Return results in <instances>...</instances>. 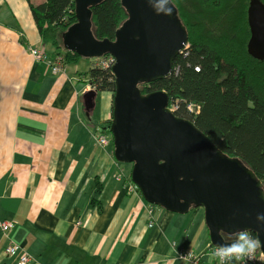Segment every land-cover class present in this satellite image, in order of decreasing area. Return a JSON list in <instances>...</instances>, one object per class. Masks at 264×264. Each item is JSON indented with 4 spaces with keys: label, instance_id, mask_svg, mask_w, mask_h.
Returning <instances> with one entry per match:
<instances>
[{
    "label": "crops",
    "instance_id": "1",
    "mask_svg": "<svg viewBox=\"0 0 264 264\" xmlns=\"http://www.w3.org/2000/svg\"><path fill=\"white\" fill-rule=\"evenodd\" d=\"M30 48L50 56L27 1L0 0V222L16 223L8 237L0 232V264H18L5 253L9 239L30 264H188L181 250L219 264L199 210L148 204L118 179L112 145L96 146L113 95L98 93L87 116L83 74L94 61L55 73Z\"/></svg>",
    "mask_w": 264,
    "mask_h": 264
},
{
    "label": "water",
    "instance_id": "2",
    "mask_svg": "<svg viewBox=\"0 0 264 264\" xmlns=\"http://www.w3.org/2000/svg\"><path fill=\"white\" fill-rule=\"evenodd\" d=\"M75 1L77 23L63 33V46L83 59L115 58L109 131L117 162L133 164L132 184L148 204L171 213L185 215L202 208L210 248L224 243L220 229L228 233L248 229L261 241L264 257V226L256 220L264 213L262 182L238 159L222 155L193 122L175 116L166 91L144 95L139 88L171 77L175 58L189 48L175 7L169 0H121L128 18L110 41L98 40L93 32L91 7L104 0ZM169 8L171 14H165ZM248 25V54L264 61L260 0L249 3ZM97 94L91 90L83 95L87 116Z\"/></svg>",
    "mask_w": 264,
    "mask_h": 264
},
{
    "label": "trees",
    "instance_id": "3",
    "mask_svg": "<svg viewBox=\"0 0 264 264\" xmlns=\"http://www.w3.org/2000/svg\"><path fill=\"white\" fill-rule=\"evenodd\" d=\"M26 1L50 56L44 48L36 49L45 50L52 66L77 65L83 58L66 51L62 41L63 33L77 23L76 1ZM169 1L187 30L189 48L175 58L171 77L139 88L144 95L166 91L175 116L193 122L222 155L250 169L264 191V61L247 51L251 0ZM91 10L95 37L114 41L128 18L121 0H104ZM83 78L99 93L115 92L110 69L93 65ZM111 123L112 118L101 129L111 137L108 146L114 153ZM131 170L122 177L126 183H131Z\"/></svg>",
    "mask_w": 264,
    "mask_h": 264
},
{
    "label": "built area",
    "instance_id": "4",
    "mask_svg": "<svg viewBox=\"0 0 264 264\" xmlns=\"http://www.w3.org/2000/svg\"><path fill=\"white\" fill-rule=\"evenodd\" d=\"M29 53L37 61L46 62L49 65H51V67L53 68V71L55 73L60 72V71L63 70V68H62L60 63L56 64L54 62L53 66H52V62L49 61L48 55H47V53L45 52L44 49L30 48L29 49ZM114 64H115V58L113 56H111V55H109L107 58H105L104 61H100L98 64L96 62V66L97 67L104 68V69L110 68L111 66L113 67ZM94 139H95L96 146L99 147V148H105L110 143L109 136L104 134L102 129H100V128H98L95 131ZM123 176H124V171L120 170L119 175H118V179L122 180ZM129 187L133 191H137L138 190L137 187L135 185H133V184H130ZM15 227H16V223L15 222H9V221L0 222L1 235L4 236V237H8L7 235ZM252 236L254 238H256V236H254V235H252ZM214 248L215 247L209 248L207 253L210 255V253H212ZM5 253H6V255H8L11 258L17 259L18 264H30L31 263L30 256L28 254H26L25 252H23L21 247L18 246L17 244H15L10 239H9V242H8L6 248H5ZM178 257L181 260L186 261L188 264H199L200 261H201L202 255L196 254L193 251H183V250H181L178 253ZM216 260L218 261V259H216ZM233 261H235V260H233ZM235 262H237V261H235ZM237 263L238 264H264V257L261 254L260 249H258L253 258H251V259L245 258L243 261H240V262H237Z\"/></svg>",
    "mask_w": 264,
    "mask_h": 264
},
{
    "label": "clouds",
    "instance_id": "5",
    "mask_svg": "<svg viewBox=\"0 0 264 264\" xmlns=\"http://www.w3.org/2000/svg\"><path fill=\"white\" fill-rule=\"evenodd\" d=\"M171 12L172 8H169L165 14L170 15ZM256 220L258 224L264 226V213H258ZM218 234L224 243L217 244L210 255L213 259H218L219 264H231L233 260L240 262L245 258L251 259L262 246L261 241L254 238L248 229H240L231 233L220 229Z\"/></svg>",
    "mask_w": 264,
    "mask_h": 264
},
{
    "label": "rangeland",
    "instance_id": "6",
    "mask_svg": "<svg viewBox=\"0 0 264 264\" xmlns=\"http://www.w3.org/2000/svg\"><path fill=\"white\" fill-rule=\"evenodd\" d=\"M43 1V0H42ZM30 54V53H29ZM31 56V55H30ZM33 58V57H32ZM34 59V58H33ZM36 60V59H35ZM37 61V60H36ZM82 61H85L86 63H92L91 59H82ZM110 137V136H109ZM110 141H111V137H110ZM122 166L124 167L125 171H129L132 169V165L131 164H122ZM123 170L122 168H119V171ZM124 171V170H123ZM125 173V172H124ZM200 211V214L204 215V210L202 208L197 209Z\"/></svg>",
    "mask_w": 264,
    "mask_h": 264
},
{
    "label": "flooded vegetation",
    "instance_id": "7",
    "mask_svg": "<svg viewBox=\"0 0 264 264\" xmlns=\"http://www.w3.org/2000/svg\"><path fill=\"white\" fill-rule=\"evenodd\" d=\"M109 55H105V56H103V57H101V58H98V59H94V60H92V61H94V66L95 67H97L96 66V62H97V64L100 62V61H104L105 60V58H107ZM98 68H100V67H98ZM101 69H104V68H101ZM107 69H110V70H112V66L110 67V68H107ZM93 90V89H92ZM96 91V90H95ZM97 92V91H96ZM99 93V92H98ZM112 94V93H111ZM113 95V94H112ZM112 100H113V98H112ZM111 118H113V101H112V117ZM111 120V119H110ZM133 165V164H132ZM124 170V169H123Z\"/></svg>",
    "mask_w": 264,
    "mask_h": 264
},
{
    "label": "bare ground",
    "instance_id": "8",
    "mask_svg": "<svg viewBox=\"0 0 264 264\" xmlns=\"http://www.w3.org/2000/svg\"><path fill=\"white\" fill-rule=\"evenodd\" d=\"M187 50H188V49H187ZM187 50H186V51H187ZM186 51H185V52H186ZM185 52H184V53H185ZM113 95H114V94H113ZM169 108H170V107H169ZM170 109H171V108H170ZM171 110L174 112V110H173V109H171ZM250 234H254V233L250 232Z\"/></svg>",
    "mask_w": 264,
    "mask_h": 264
}]
</instances>
